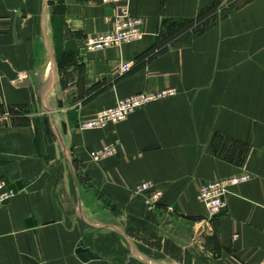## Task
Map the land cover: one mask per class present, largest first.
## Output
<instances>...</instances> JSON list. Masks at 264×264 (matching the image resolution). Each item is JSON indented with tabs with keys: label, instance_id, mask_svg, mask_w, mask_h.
<instances>
[{
	"label": "crops",
	"instance_id": "1",
	"mask_svg": "<svg viewBox=\"0 0 264 264\" xmlns=\"http://www.w3.org/2000/svg\"><path fill=\"white\" fill-rule=\"evenodd\" d=\"M226 1L0 0V179L15 192L0 207V264L264 259V0L222 14ZM122 6L144 35L80 51ZM168 87L178 94L120 123L80 128ZM110 143L116 153L95 162L90 152ZM243 174L209 217L199 188ZM144 182L163 192L152 210L135 192Z\"/></svg>",
	"mask_w": 264,
	"mask_h": 264
},
{
	"label": "built area",
	"instance_id": "2",
	"mask_svg": "<svg viewBox=\"0 0 264 264\" xmlns=\"http://www.w3.org/2000/svg\"><path fill=\"white\" fill-rule=\"evenodd\" d=\"M105 3L119 4L122 0H103ZM113 30L106 33L87 35L79 47L80 51L92 52L111 47H119L137 41L144 35L143 18L131 15L126 6L120 8L119 13L113 19ZM134 62L130 61L122 65V72L131 70ZM178 94V89L168 87L157 91H140L126 98L118 100L113 106L101 110L98 115L90 120L80 123L82 130L102 128L107 124H117L137 109L159 100L167 99ZM117 144L110 143L94 149L90 152L95 162H100L116 153ZM250 175L243 174L203 184L198 191V200L205 206L209 217L218 215L227 206V196L231 187L248 181ZM135 192L143 195L145 204L149 210L157 207L160 203L163 192L153 187L150 182L138 184ZM15 192L8 186L4 179H0V207L10 201ZM248 264H264V259Z\"/></svg>",
	"mask_w": 264,
	"mask_h": 264
},
{
	"label": "rangeland",
	"instance_id": "3",
	"mask_svg": "<svg viewBox=\"0 0 264 264\" xmlns=\"http://www.w3.org/2000/svg\"><path fill=\"white\" fill-rule=\"evenodd\" d=\"M246 1H248V0H227L225 2V4L222 6V10H220V11H221L222 14H227V12H229L231 10L232 6L235 8V7L239 6V5L244 4ZM212 15H213V13L211 12V13H208L206 16L208 18H210ZM197 28H199V29L202 28L201 24H199L197 26Z\"/></svg>",
	"mask_w": 264,
	"mask_h": 264
},
{
	"label": "trees",
	"instance_id": "4",
	"mask_svg": "<svg viewBox=\"0 0 264 264\" xmlns=\"http://www.w3.org/2000/svg\"><path fill=\"white\" fill-rule=\"evenodd\" d=\"M203 17H204V15L201 16V18H203ZM165 44H166V41H164V40L160 41L159 43L152 46L148 51H165L166 50Z\"/></svg>",
	"mask_w": 264,
	"mask_h": 264
},
{
	"label": "water",
	"instance_id": "5",
	"mask_svg": "<svg viewBox=\"0 0 264 264\" xmlns=\"http://www.w3.org/2000/svg\"><path fill=\"white\" fill-rule=\"evenodd\" d=\"M52 62H53V64H54V66H56V59L52 56ZM54 78H56V70L54 69ZM55 81V80H54ZM113 229H115V230H117V231H119L121 234H123L125 237H127L128 238V240L130 241V239H129V237L126 235V233L125 232H123V231H121L120 229H118V228H116V227H112ZM134 255H135V253H134Z\"/></svg>",
	"mask_w": 264,
	"mask_h": 264
}]
</instances>
